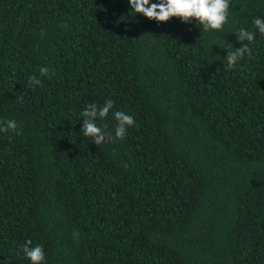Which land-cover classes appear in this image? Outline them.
Returning <instances> with one entry per match:
<instances>
[{"label": "trees", "instance_id": "obj_1", "mask_svg": "<svg viewBox=\"0 0 264 264\" xmlns=\"http://www.w3.org/2000/svg\"><path fill=\"white\" fill-rule=\"evenodd\" d=\"M130 11L0 0V126L22 133L0 132V264H31L28 240L44 264H264V0H230L216 32ZM107 100L98 126L136 123L99 147L81 113Z\"/></svg>", "mask_w": 264, "mask_h": 264}, {"label": "clouds", "instance_id": "obj_2", "mask_svg": "<svg viewBox=\"0 0 264 264\" xmlns=\"http://www.w3.org/2000/svg\"><path fill=\"white\" fill-rule=\"evenodd\" d=\"M130 9L129 15L135 17L137 14L142 15L149 20H154L159 23H167L172 18H178L182 23L188 24L192 21L202 32H216L223 31L224 25L228 23L230 0H157L153 3L151 0H129ZM254 28L258 30L261 36H264V19L257 17L253 20ZM242 47L227 49L226 61L227 68L232 70L237 65L238 61L243 59L247 54L249 58L252 57V49L249 44L255 43L256 32L248 31L244 28L239 29L235 33ZM248 41V44L243 43ZM215 45V44H213ZM55 74L53 69L51 72L46 66L40 67V75L47 76L52 79ZM29 87L35 85H42V81L36 76H31L28 79ZM114 107V101L107 100L103 106L96 104H89L81 113L84 118L81 132L84 137L89 138L92 143L101 146L105 143H112L116 139L123 140L127 134L128 129L135 125L136 121L130 114L124 111L116 110L112 115L116 121L115 135L106 131V126H98L97 119L103 120L108 117L109 113ZM9 131L15 132L16 135H21V131L17 128L15 120H8L0 126V132L7 133ZM32 241L28 240L22 251L25 257L31 264H44L45 253L43 246H31Z\"/></svg>", "mask_w": 264, "mask_h": 264}]
</instances>
